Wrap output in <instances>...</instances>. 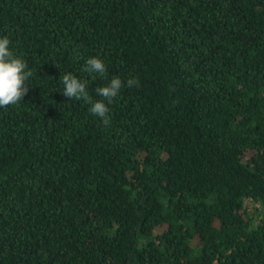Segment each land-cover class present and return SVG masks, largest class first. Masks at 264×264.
I'll return each instance as SVG.
<instances>
[{"label":"trees","instance_id":"1","mask_svg":"<svg viewBox=\"0 0 264 264\" xmlns=\"http://www.w3.org/2000/svg\"><path fill=\"white\" fill-rule=\"evenodd\" d=\"M3 36L0 264H264V0H0ZM68 72L124 81L108 126Z\"/></svg>","mask_w":264,"mask_h":264},{"label":"clouds","instance_id":"2","mask_svg":"<svg viewBox=\"0 0 264 264\" xmlns=\"http://www.w3.org/2000/svg\"><path fill=\"white\" fill-rule=\"evenodd\" d=\"M11 41L7 36L0 37V108H6L10 105L19 104L24 96L27 95L28 80L33 76L28 63L18 57L10 48ZM84 71L98 74L105 77L107 67L104 61L98 57H90L84 66ZM63 85V95L69 100H83L91 105L88 111L100 117L105 126L110 123V108L113 100L120 94L124 81L119 76L113 77L108 84L103 87H97L95 93L102 97L99 100H93L87 89V81L81 80L76 75L68 72L60 77ZM136 78L127 80V86H138Z\"/></svg>","mask_w":264,"mask_h":264}]
</instances>
